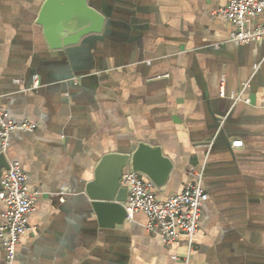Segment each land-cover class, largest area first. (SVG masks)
Segmentation results:
<instances>
[{"label": "crops", "instance_id": "1", "mask_svg": "<svg viewBox=\"0 0 264 264\" xmlns=\"http://www.w3.org/2000/svg\"><path fill=\"white\" fill-rule=\"evenodd\" d=\"M45 1L0 0V105L38 125L6 151L38 194L17 264H264V45L229 40L214 15L229 0H88L104 31L57 51L37 24ZM238 94L252 105L234 104ZM140 143L173 164L159 200L203 173L192 252L186 239L166 247L142 213L120 225L91 207L101 160Z\"/></svg>", "mask_w": 264, "mask_h": 264}, {"label": "built area", "instance_id": "2", "mask_svg": "<svg viewBox=\"0 0 264 264\" xmlns=\"http://www.w3.org/2000/svg\"><path fill=\"white\" fill-rule=\"evenodd\" d=\"M214 15L228 21L233 31L229 40L239 44L262 43L264 45V25L255 21L264 17V0H229L228 5L214 12ZM249 87L245 85L244 90ZM224 97V92L222 93ZM234 104L252 105L251 100L242 94L232 95ZM264 110V98L260 103ZM38 125L33 122L17 123L9 118L7 111L0 105V152L9 147L10 135L17 131L34 133ZM242 142L233 143L241 147ZM196 182L190 183L166 200L156 196V186L144 176L132 170L127 171L122 179L128 189L125 204L127 219L133 220L136 213L144 214L148 219L147 230L161 238L164 245L171 248L186 239L189 251H194V240L202 221L203 207L209 200L202 186L203 173L192 169ZM29 176L17 163L2 178L3 190L0 191V206L4 207L0 220V239L4 240L6 251L5 264H17L18 249L22 237L32 229L29 216L35 211L38 194L27 187Z\"/></svg>", "mask_w": 264, "mask_h": 264}, {"label": "water", "instance_id": "3", "mask_svg": "<svg viewBox=\"0 0 264 264\" xmlns=\"http://www.w3.org/2000/svg\"><path fill=\"white\" fill-rule=\"evenodd\" d=\"M37 24L51 50H63L78 44L82 39L101 34L105 17L92 7L88 0H47L41 8ZM6 152H0V191L2 178L11 167ZM145 176L157 188L165 186L173 170V164L160 147L140 143L131 154H109L99 163L95 179L85 186V193L96 215L104 220L113 214L118 224L127 218L128 189L122 179L129 168Z\"/></svg>", "mask_w": 264, "mask_h": 264}]
</instances>
